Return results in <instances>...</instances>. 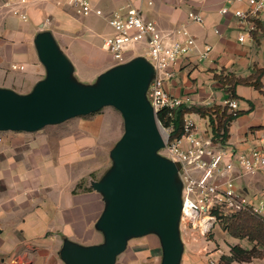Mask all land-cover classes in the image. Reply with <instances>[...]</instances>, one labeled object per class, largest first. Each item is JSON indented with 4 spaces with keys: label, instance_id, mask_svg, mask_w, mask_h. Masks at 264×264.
Returning <instances> with one entry per match:
<instances>
[{
    "label": "crops",
    "instance_id": "1",
    "mask_svg": "<svg viewBox=\"0 0 264 264\" xmlns=\"http://www.w3.org/2000/svg\"><path fill=\"white\" fill-rule=\"evenodd\" d=\"M91 3L102 11L101 15L79 17L58 0H27L23 4L0 0V88L26 94L46 76L35 44L37 35L43 32L50 34L67 58L71 74L79 70L78 62L97 69L99 75L113 68L102 39L112 33L107 19L127 3L140 8L162 33L184 24L193 36V49L168 68L172 76L164 81V89L181 98L183 104L226 105L228 99L216 75L245 77L256 68H264V10L258 17V30L251 34L231 13L244 4L229 0ZM222 7L230 12L220 13ZM13 9L25 13L26 18ZM188 12L199 14L203 22H191ZM238 35H243V41ZM135 53L138 55L127 61L135 57L147 60L141 46ZM261 83V91L249 85L235 87L236 109L242 113L231 122L225 143L235 151H246L264 128V74ZM88 84L94 83L89 80L84 85ZM190 116L193 120L201 118L195 113ZM122 133L123 118L111 105L31 132L0 130V264H68L63 251L105 243L98 221L108 200L93 184L112 170L110 153ZM233 177L250 200H263L264 168L254 174L234 170ZM179 236L178 264H219L218 251L205 256L200 250H191L184 243L180 226ZM221 253L229 254V248ZM161 258L160 238L150 230L128 237L113 264H160Z\"/></svg>",
    "mask_w": 264,
    "mask_h": 264
},
{
    "label": "water",
    "instance_id": "2",
    "mask_svg": "<svg viewBox=\"0 0 264 264\" xmlns=\"http://www.w3.org/2000/svg\"><path fill=\"white\" fill-rule=\"evenodd\" d=\"M35 44L46 76L26 94L0 88V130L35 131L111 105L123 118V133L110 155L113 168L93 187L108 200L98 221L105 243L63 251L68 264H113L130 236L152 230L160 238V264H178L181 202L174 188L175 164L158 151L164 137L145 91L152 75L148 60L135 57L103 72L98 83L71 80V65L48 32Z\"/></svg>",
    "mask_w": 264,
    "mask_h": 264
},
{
    "label": "built area",
    "instance_id": "3",
    "mask_svg": "<svg viewBox=\"0 0 264 264\" xmlns=\"http://www.w3.org/2000/svg\"><path fill=\"white\" fill-rule=\"evenodd\" d=\"M7 1L23 4L27 0ZM58 1L64 2L79 15L102 14L99 8L92 5L91 0ZM229 1L244 4L243 8H236L231 13L239 22L246 24L247 32L255 30V20L264 10V0ZM13 12L23 19L26 18V14L17 9H13ZM228 12V7L220 9L222 14ZM187 19L195 23L203 22L202 17L194 12H188ZM107 22L112 33L103 37L102 48L109 54L111 61L122 64L141 46L153 70L145 96L155 115L159 110L165 109L166 116H171L172 111L183 102L181 98L170 95L164 89V81L172 76L168 68L179 57L187 55L195 45L188 28L180 24L170 32L162 33L155 21L145 18L140 8L130 3L121 6ZM175 36L180 39H174ZM238 40L243 41V35H238ZM224 103L230 110L237 108L236 99L226 100ZM157 122L164 137L163 148L169 160L175 164L177 176L183 183L179 225L187 227L197 224L205 232L212 225L214 217L211 214L229 216L249 210L264 217L263 200H250L243 189L235 184L233 177L234 170L241 174H254L264 168V128L256 143L246 151H235L215 141L208 131V124V129L201 130L190 114L184 116L182 131L177 137H170L172 125L162 126L158 120ZM204 217L208 219L204 221ZM206 223L208 226H204ZM243 264L264 262L252 259Z\"/></svg>",
    "mask_w": 264,
    "mask_h": 264
},
{
    "label": "trees",
    "instance_id": "4",
    "mask_svg": "<svg viewBox=\"0 0 264 264\" xmlns=\"http://www.w3.org/2000/svg\"><path fill=\"white\" fill-rule=\"evenodd\" d=\"M256 29L251 31L253 34L258 30L260 24L259 19L255 20ZM264 74V68H256L254 72L245 77H237L234 74L216 75V79L224 87L226 98L237 99L238 96L235 94V87L237 85H249L256 90L261 91L262 83L261 77ZM166 110L161 109L157 112L156 118L162 124V126L172 125V132L170 137H177L182 131L183 119L186 114L195 113L201 118L207 120L209 132L212 134L215 141L225 145L229 137V126L231 122L242 113L241 110H230L227 105H211V106H200V105H187L181 104L172 111L171 116H166ZM240 213V212H238ZM236 213V214H238ZM235 214V215H236ZM259 220L256 223H247L244 226L233 225L230 230L232 237H247L249 241H255L256 244L250 248L243 247L239 244H233L229 246V254L220 256V264H230L231 262L244 263L249 262L252 259H260L261 251L257 250L258 247H262L264 250V218L258 216ZM254 227L260 230L257 236H254ZM236 229H241L243 233H235Z\"/></svg>",
    "mask_w": 264,
    "mask_h": 264
},
{
    "label": "rangeland",
    "instance_id": "5",
    "mask_svg": "<svg viewBox=\"0 0 264 264\" xmlns=\"http://www.w3.org/2000/svg\"><path fill=\"white\" fill-rule=\"evenodd\" d=\"M77 15L79 17H84V15H79V14ZM136 55H138V53L130 54L127 59H130ZM110 62H111V66H115L119 64V63H116L115 61H110ZM78 63H79L78 64L79 73L78 71L76 72V70L73 69L74 71L72 72L73 74H71V80L74 83L81 85V86H85L84 84H86L87 81L89 80L90 82L94 84L98 83L99 76H100L99 72H97L98 70L97 69L91 70L90 68L86 67L85 64H83L82 62H78ZM194 119L198 123L201 130L208 129L207 122L205 119L197 118V117H194ZM158 153H160L166 159H169V156L164 148H161L158 151ZM173 183H174V188L177 193L178 199L180 202H182L183 183L181 180H179V177L178 178L175 177ZM262 199L264 201V197H262ZM210 216H213L214 219H212L211 227L205 232L203 231L202 227L199 225L197 226V224L185 227L183 225H179L180 224L179 222L177 223L178 229L180 226V231H181L184 243H186V246H188V248H191V250L192 249L200 250L201 254L205 256H210L209 254H211L212 252L218 251V254H220L221 256L223 255L221 252H224L225 254L229 246L233 244H239L246 248H250L251 246L256 244L255 241H252V242L249 241L247 237L235 238V237H232L229 233H230V230L233 228L232 227L233 225L235 226L239 225L240 227V226L246 225L247 223L254 224L256 223V220H259L258 216H261V215L247 210V211H242L236 215L233 214L229 216H219L216 214H211ZM253 229H254L253 235L257 236L260 230H258L257 227H254ZM235 233L241 234L243 232L241 231V229H236ZM178 234H179V231H178ZM179 238L181 237L179 236ZM258 248L259 249L257 250L262 252L261 255H259L260 257L259 260L264 262V250L262 249V247H258ZM124 253H126V251ZM207 258L210 259L211 257H207ZM218 262L220 264L219 260Z\"/></svg>",
    "mask_w": 264,
    "mask_h": 264
},
{
    "label": "bare ground",
    "instance_id": "6",
    "mask_svg": "<svg viewBox=\"0 0 264 264\" xmlns=\"http://www.w3.org/2000/svg\"><path fill=\"white\" fill-rule=\"evenodd\" d=\"M207 219V217H204V221H206ZM204 226H208V224L206 223Z\"/></svg>",
    "mask_w": 264,
    "mask_h": 264
}]
</instances>
